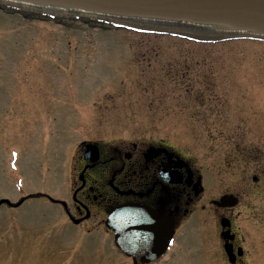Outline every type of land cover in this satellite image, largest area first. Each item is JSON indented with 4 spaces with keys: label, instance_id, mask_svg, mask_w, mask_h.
I'll use <instances>...</instances> for the list:
<instances>
[{
    "label": "rangeland",
    "instance_id": "rangeland-1",
    "mask_svg": "<svg viewBox=\"0 0 264 264\" xmlns=\"http://www.w3.org/2000/svg\"><path fill=\"white\" fill-rule=\"evenodd\" d=\"M83 140L165 142L208 178L211 194L253 190L247 182L264 167V44L205 46L0 12V199L43 191L64 199L61 164ZM243 210L236 226L246 233ZM255 211L254 237L264 228V208ZM75 234L45 200L2 206L0 264H120L104 240L86 238L88 250ZM248 237L260 251L252 264H264V236ZM194 240L181 229L167 264H196Z\"/></svg>",
    "mask_w": 264,
    "mask_h": 264
},
{
    "label": "flooded vegetation",
    "instance_id": "flooded-vegetation-1",
    "mask_svg": "<svg viewBox=\"0 0 264 264\" xmlns=\"http://www.w3.org/2000/svg\"><path fill=\"white\" fill-rule=\"evenodd\" d=\"M147 149L138 143L119 141L110 146H99V158L94 164L82 159L70 214L85 227L88 222L102 224L103 216L116 207L142 205L166 220L168 225L165 226L174 231L175 242L181 229L195 231L194 245L198 246L196 254L199 257L193 256L199 258L198 264H250L253 253L248 246L252 241L245 242L244 239L246 249L238 243L234 209L215 205L214 195L199 187L200 176L189 161L180 158L185 167L178 166V158L171 159L168 152L148 157ZM173 153L179 156L177 152ZM169 171L176 174L170 178L171 184L164 175ZM253 180L258 185L259 178ZM260 192L264 189L259 188ZM237 197L243 202L242 195ZM244 207L250 208V205L247 203ZM223 219L227 224L225 228L220 225ZM227 231L225 240L221 234ZM260 236H264V228H261ZM226 245L234 256L232 262L225 251ZM167 258L166 255L151 264H165ZM130 261L138 264L135 259Z\"/></svg>",
    "mask_w": 264,
    "mask_h": 264
},
{
    "label": "water",
    "instance_id": "water-1",
    "mask_svg": "<svg viewBox=\"0 0 264 264\" xmlns=\"http://www.w3.org/2000/svg\"><path fill=\"white\" fill-rule=\"evenodd\" d=\"M149 22H179L224 32L264 35V0H17Z\"/></svg>",
    "mask_w": 264,
    "mask_h": 264
}]
</instances>
